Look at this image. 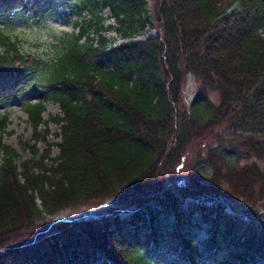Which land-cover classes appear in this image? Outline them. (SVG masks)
Listing matches in <instances>:
<instances>
[{
  "label": "trees",
  "instance_id": "1",
  "mask_svg": "<svg viewBox=\"0 0 264 264\" xmlns=\"http://www.w3.org/2000/svg\"><path fill=\"white\" fill-rule=\"evenodd\" d=\"M37 2L0 0V14ZM76 8L77 31L55 40L47 62L0 29V105L39 72L41 93L59 108L45 119L44 100L23 103L32 135L19 163L0 115V264H161L151 259L159 251L183 264H264V0ZM105 9L114 24L104 26ZM146 28L156 34L137 39ZM188 76L195 93L186 105ZM106 200L104 215L46 222ZM195 229L205 237H191Z\"/></svg>",
  "mask_w": 264,
  "mask_h": 264
},
{
  "label": "rangeland",
  "instance_id": "2",
  "mask_svg": "<svg viewBox=\"0 0 264 264\" xmlns=\"http://www.w3.org/2000/svg\"><path fill=\"white\" fill-rule=\"evenodd\" d=\"M77 1L78 0H38L31 11L17 9L10 14H0V29H4L11 35L16 36L23 52L35 55L47 62L55 55V40L60 39L62 33L77 31V28L73 26L74 20L78 17L76 8ZM101 16L103 17L104 26L114 24L115 21L110 17L108 9L103 10ZM155 34L156 32L154 30L146 28L143 34L137 36V39H144L148 36H154ZM103 35L106 38L114 39V45L120 41L119 39L117 40L118 33L115 31H105ZM89 36L93 39V42L97 40L94 33H89ZM41 80L39 72L32 74L28 89L24 94L0 105V115H8L7 133L3 135V141L5 144L10 145L18 151V163L29 157L28 151L25 149L23 150V146L31 142L32 135L31 127L27 123V116L22 107L23 103L27 101L35 102L41 99L44 100L46 105V111L44 113L45 119L49 114H56L59 112L58 105L51 99L44 97L41 93ZM31 81L35 83H31ZM194 93L195 85L193 78L188 76L182 92L183 102L186 105L192 101ZM215 97L214 94L210 95L212 100H215ZM41 129L43 130V126ZM57 130L56 125L51 123L50 132L52 135L47 138L49 142H58V139L53 135ZM38 146L41 150L46 148L44 142H40ZM196 150L197 148L194 147V143L192 146L189 145L185 149L184 157L179 164V170H181L184 175L187 174L190 164L193 162L194 152ZM55 154H57V148L52 146L50 156H54ZM112 203L113 200H106L104 202H91L85 205L68 207L53 215L47 216L46 222H70L79 218L98 217L110 211L113 207ZM125 216L126 215H124V217ZM163 222H168V220L165 219ZM53 228L54 225L48 228V231ZM128 230L129 228L127 227L124 231L128 232ZM191 237L199 240L204 238L205 235L204 232L195 229L191 233ZM151 259H156L161 264H183L176 263L172 256L161 251L152 254Z\"/></svg>",
  "mask_w": 264,
  "mask_h": 264
}]
</instances>
